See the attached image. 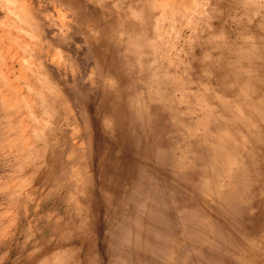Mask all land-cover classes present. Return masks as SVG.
Returning a JSON list of instances; mask_svg holds the SVG:
<instances>
[{"label":"rangeland","instance_id":"rangeland-1","mask_svg":"<svg viewBox=\"0 0 264 264\" xmlns=\"http://www.w3.org/2000/svg\"><path fill=\"white\" fill-rule=\"evenodd\" d=\"M172 1L0 0V264H264V0Z\"/></svg>","mask_w":264,"mask_h":264},{"label":"bare ground","instance_id":"bare-ground-1","mask_svg":"<svg viewBox=\"0 0 264 264\" xmlns=\"http://www.w3.org/2000/svg\"><path fill=\"white\" fill-rule=\"evenodd\" d=\"M172 1V0H171ZM179 1V0H178ZM177 1V2H178ZM183 0H181L180 1V4H183L184 2H182ZM187 2V0L185 1V3ZM176 3V1L175 0H173L172 2H171V4L173 5V4H175ZM174 6V5H173ZM164 11V10H163ZM161 18V17H160ZM1 48V47H0ZM107 50V49H106ZM107 53V52H106ZM158 56V55H157ZM4 57V56H3ZM108 57V56H107ZM10 58V57H9ZM8 58V59H9ZM109 58V57H108ZM5 59V58H4ZM113 59V58H112ZM7 60V59H6ZM5 60V61H6ZM114 61V60H113ZM158 61V60H157ZM159 62V61H158ZM17 64V63H16ZM112 64V63H111ZM61 66V65H60ZM113 66V65H112ZM4 68V67H3ZM2 68V69H3ZM113 68V67H112ZM163 68V67H162ZM114 69V68H113ZM5 73L3 74L4 76V78L6 79V83H7V85H9V84H12V82L9 80L10 79V77L11 76H13V74H14V67H13V65H8V66H6V69H5V71H4ZM121 75V74H120ZM62 79V78H61ZM48 81V80H47ZM46 82V81H45ZM46 84V83H45ZM44 84V87L46 88V94H48L50 97H49V100H47L50 104H54V103H56L57 102V100H58V95L55 93V91L53 90V87L51 86V84L49 83L48 85L46 84L45 85ZM26 85V84H25ZM44 87H42V88H44ZM16 88H18V87H16ZM20 88V87H19ZM106 88V87H105ZM55 89V88H54ZM107 89V88H106ZM17 90V89H16ZM30 90V89H29ZM42 90V89H41ZM15 91V90H14ZM114 91V90H113ZM23 92V91H22ZM107 92V91H106ZM1 94V93H0ZM8 95V94H7ZM107 95V94H106ZM118 96V95H117ZM8 97V96H7ZM11 97H13V95L11 96ZM2 98V97H1ZM7 99V98H6ZM1 100V99H0ZM116 100H119V99H116ZM4 101V100H3ZM117 104V103H116ZM103 105V104H102ZM4 108V107H3ZM112 109H114V107L112 108ZM35 110V109H34ZM102 111V110H101ZM1 112V111H0ZM21 112V111H20ZM72 113V112H71ZM16 120V119H15ZM14 126V125H13ZM42 127V126H41ZM45 129V128H44ZM43 129V130H44ZM24 130V129H23ZM25 131V130H24ZM28 133V132H27ZM25 134V133H24ZM106 145V144H105ZM104 151V150H103ZM82 162V161H81ZM52 165V164H51ZM40 172V171H39ZM11 193V192H10ZM28 212V211H27ZM43 245V244H42ZM55 250V249H54ZM51 252H52V250H51ZM64 255H65V253H64Z\"/></svg>","mask_w":264,"mask_h":264}]
</instances>
